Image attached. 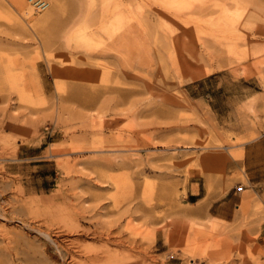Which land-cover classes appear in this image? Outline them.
Masks as SVG:
<instances>
[{
    "label": "rangeland",
    "instance_id": "1",
    "mask_svg": "<svg viewBox=\"0 0 264 264\" xmlns=\"http://www.w3.org/2000/svg\"><path fill=\"white\" fill-rule=\"evenodd\" d=\"M18 2L0 264H264V0H111V38L99 0Z\"/></svg>",
    "mask_w": 264,
    "mask_h": 264
},
{
    "label": "bare ground",
    "instance_id": "2",
    "mask_svg": "<svg viewBox=\"0 0 264 264\" xmlns=\"http://www.w3.org/2000/svg\"><path fill=\"white\" fill-rule=\"evenodd\" d=\"M18 1L19 2L16 3V5L19 6L22 9V14L28 20L27 22L30 23L31 25L35 24L37 22V20L40 19V14H38L35 17H34L33 14L34 13H38L39 10L37 8H34L30 3L26 4V6H25L24 5V0H18ZM99 1H100V4H101V7H102V11H104V9H106L109 12L108 15L106 16V19H104L102 22H100V24L97 26L96 30L101 32L99 36H102V37L106 36L107 38H111V37L116 36V35L118 37L121 36L120 34H121V32H122V30H123V28L125 26V22L126 21L124 19L123 14L120 11L118 3L115 4L114 6L112 5L113 7L111 9V7H110L111 0H99ZM89 15H90V13H86L85 14V21H86V17L89 16ZM99 36H97V37H99ZM102 37H101V39H102ZM122 37H124V36H122ZM113 39L111 41H113ZM124 39H122V42L124 41ZM103 40H105V39L103 38ZM93 41H94V39L92 41L88 42V44H91V42H93ZM111 41H110V43H111ZM95 42H97V41L95 40ZM108 43H109V41H108ZM120 49H118L119 52L121 51Z\"/></svg>",
    "mask_w": 264,
    "mask_h": 264
},
{
    "label": "crops",
    "instance_id": "3",
    "mask_svg": "<svg viewBox=\"0 0 264 264\" xmlns=\"http://www.w3.org/2000/svg\"><path fill=\"white\" fill-rule=\"evenodd\" d=\"M255 253H257V254H259L258 256H259V259L262 261V262H264V252H255ZM164 264H181V262L179 261L178 263H173V262H168V261H166V263H164ZM192 264H206L204 261H201V262H193Z\"/></svg>",
    "mask_w": 264,
    "mask_h": 264
}]
</instances>
